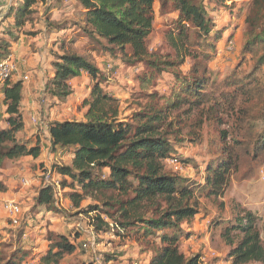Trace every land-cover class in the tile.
<instances>
[{
  "label": "trees",
  "instance_id": "1",
  "mask_svg": "<svg viewBox=\"0 0 264 264\" xmlns=\"http://www.w3.org/2000/svg\"><path fill=\"white\" fill-rule=\"evenodd\" d=\"M75 1L85 10L76 24L80 25L89 39L105 42V50L111 56H120L127 63H145L153 69L152 74L169 73L165 66H172L173 63L160 61V57L151 53L148 47V39L154 29L157 0ZM205 1L163 0V8L171 6L178 16L175 28L170 31L172 46L178 59H181L178 65H183L187 57L200 58L201 52L202 56L211 59L204 49L209 48L217 53V45L223 39L222 32L208 14ZM218 1L234 3L235 0ZM23 2L18 7H12L8 18H13L14 24L8 30L21 32L28 24H33L43 0ZM49 11L50 9H46L45 14ZM46 22L49 30L60 27L49 19ZM246 24L247 43L244 53L258 54L256 49L259 44L264 46V0H252ZM191 33L196 36L194 45L199 46V54L190 50ZM211 40L214 42L210 43ZM10 46L11 43L5 38L0 39V59L11 54ZM52 66L54 75L48 78L45 92L58 102L66 101L73 94L70 84L73 79L87 74L94 82L91 97L85 101L88 111L84 120L52 122L48 126L53 150L74 149L71 165L59 168V172L63 177L71 179V183L62 182L64 188L81 189V193L71 195L76 206L79 207L87 198L96 201L101 198V202L117 206L119 219H123L118 223L121 236L131 234L146 241V250L154 254L151 264H202L201 256L187 257L181 251L183 236L187 238L190 235L184 233L182 226L185 221L192 220L200 213L199 192L205 191L210 198L226 195L231 187L233 174L240 168V152L245 156L253 154L255 158L264 154V127L250 143L225 147L224 155L208 167L206 183L193 185L190 180L165 170L164 163L170 158L172 148L164 133L167 116L163 109L148 104L132 120L123 119L121 100L102 88L105 79L101 70L76 49L64 50L62 55H56ZM199 70L200 67H197L191 71L193 78L179 79L181 90H175L167 100L170 109L183 103L191 104V109L228 104L234 109L240 97L250 98L261 101L258 108L261 107L264 126V87H252L250 83L231 77L225 85L214 86L207 95L204 90L208 85L204 80H207L205 78L208 72L206 68L203 73ZM152 76L144 73L138 75L141 86L149 87ZM0 87L4 93L2 104L7 116L5 119L0 117L1 169L7 160L16 161L26 157L37 159L42 152L40 145L33 146L18 139L25 126L21 114L23 82H13L10 79L5 84H0ZM230 88H234L233 91ZM155 96L149 95V98ZM37 201L41 207L53 205V187L45 185ZM149 213L152 214L148 215ZM97 221L101 225H107L100 218ZM220 221L214 223L215 226H224L226 223L223 232L225 238L231 240L232 234L236 232L242 235L229 253L233 264H264V242L259 230V220L252 212L243 211L234 221ZM102 228L98 226L97 229ZM77 240L79 236L71 240L63 234L55 235L54 239H50L48 253L41 259L42 264H60L66 256L75 254L77 245L74 241ZM6 264L21 262L13 257Z\"/></svg>",
  "mask_w": 264,
  "mask_h": 264
},
{
  "label": "rangeland",
  "instance_id": "2",
  "mask_svg": "<svg viewBox=\"0 0 264 264\" xmlns=\"http://www.w3.org/2000/svg\"><path fill=\"white\" fill-rule=\"evenodd\" d=\"M251 2L252 0H235L234 3L206 0L208 14L223 35L222 41L217 45V53L205 48L204 51L210 54L211 59L202 56L199 46L194 45L196 36L191 33L190 50L200 53L201 56L198 59L187 57L183 65H178L181 59H178L170 39V31L175 28L174 23L178 16L171 6L163 8V0H157L154 29L148 39V47L151 53L160 57V61L173 63L172 66H165L168 67L169 73L152 74L153 69L145 63H127L120 56H111L105 50V42L91 40L82 31L79 32L80 25L76 23L82 12L74 3L64 6V10L68 12L66 16L54 14V17L59 19L51 23L60 25L58 29L68 27L72 30L65 39L67 46L87 56L98 66L105 79L102 88L121 100L123 119L132 120L134 115L144 111L148 104L164 110L167 116L164 133L172 148L169 159L175 157L179 161L178 169L169 161L165 162L166 172L190 180L193 185H204L208 167L224 155L225 147L248 144L261 133L264 127L261 121L262 110L260 111L261 107L258 108L261 101L240 97L234 109L230 104L214 108L205 105V108L191 109V104L187 103L170 109L167 100L175 90H181L179 79L193 78L190 73L197 67H200L199 71L202 73L204 68L207 69V80H204L208 85L204 90L207 95L214 86L225 85L231 77L250 83L252 87H264V60H261L264 57V46L259 44L256 49L258 54L244 53L248 28L246 20ZM40 9L43 16H38V11L34 19V22L37 20L38 23L30 28L35 32L27 30L38 37H32V40L26 38L28 52H22L23 57L28 59L33 53L37 54L34 57L41 58L40 65L21 70L17 77H23V71L29 72L33 100L27 105L28 108H33L32 113L39 120L37 128L34 129L41 134L39 139L42 141L45 139L42 128L53 118L59 121L84 120L88 111L85 101L91 97L94 82L90 78L78 80L74 84L71 99L64 102H58L47 95L41 90V85L34 89L35 83L40 81L41 84L42 78L38 77L35 70H43L41 65L44 59L50 60L48 55L54 57L55 53L59 55L61 51L60 43L56 42L57 35L41 34L39 30L44 25L39 23L41 19H49L48 14L44 13L45 5H40ZM71 39L74 41L68 42ZM30 41L33 42L29 44ZM213 42L211 40L210 43ZM17 59L22 60L20 56ZM141 73L146 76L153 75L152 84L147 88L141 86V81L138 80ZM233 89L230 88V91ZM149 95L156 96L150 99ZM1 116L5 119L2 108ZM44 144L46 147L38 159L27 157L16 161L7 160L0 169V264H6L13 257L21 264H42L41 259L46 256L51 246L50 239H54L58 234L66 235L71 240L79 236V240L74 241L77 245L76 253L66 256L60 264L94 263L98 257L102 259L100 264L151 263L154 254L146 250V241L131 234L127 237L121 236L118 223L123 219H119L117 206L107 205L101 202V198L100 201L87 198L79 207L76 206L71 195L81 193V189L64 188L62 182L71 183V179L63 177L59 172V168L70 166L73 151L53 150L50 144ZM240 156L239 171L233 174L231 187L226 195L210 198L205 191L199 192L197 196L200 201V213L192 220L185 221L182 226L184 233L190 235L187 238L183 236L181 251L187 257L201 256L202 264H233L229 253L241 240L242 235L240 232L233 233L229 240L223 236L226 223L224 226H215V223L220 220L234 221L243 211L252 212L258 218L264 242V154L255 158L253 154L245 156L240 152ZM47 177L53 185L55 203L41 207L37 200L41 189L47 184ZM9 203H14L20 208L18 224L13 223L5 210ZM97 218L104 220L107 225H101ZM203 221L207 222L203 224ZM98 226H102V230H98ZM91 235L95 237V249L85 250L82 245ZM157 242L159 243V240Z\"/></svg>",
  "mask_w": 264,
  "mask_h": 264
},
{
  "label": "crops",
  "instance_id": "3",
  "mask_svg": "<svg viewBox=\"0 0 264 264\" xmlns=\"http://www.w3.org/2000/svg\"><path fill=\"white\" fill-rule=\"evenodd\" d=\"M23 3H24L23 0H0V39L5 38L7 42L11 43V46H10L11 54L10 55L13 56V59L16 62L17 67H18L17 73L15 74V76L12 78L11 81H13V82L22 81L23 86H24V90H23V97L24 98H23V102L21 104V114L23 116V121H24L25 126H24V130L18 135V139L20 141L23 140L22 142H24V143H30L33 146L40 145L41 152L43 154V151L46 147L44 143H48L51 145V140H50V135H49V130H48L49 124L52 122H63L65 120L59 121V120L53 118L52 120L49 121V124H47L43 128L41 127L43 130L44 137H45V139L43 138L42 141L39 139V138H41V134L40 133L38 134V132L35 131V129H34L37 127H36V124L33 123L32 119L36 118V117L33 115L34 113H32L33 108L30 109V108H28V105H27V104H29L30 100H33V90L31 89L32 88L31 87L32 82H30V77H29L30 75H29V72H26V71H23V74H25V75L21 78H20V76L18 78L17 75H19L20 71L24 70L25 68H33V66H35L37 64L40 65V59L41 58L36 59L37 57H34L37 54L33 53L31 55L30 59L25 58L22 55V52H24V53L28 52L26 49V44H25L26 38L31 39L32 37L33 38L38 37V35L37 36L32 35L31 33L35 32V31L30 29V28L35 27L38 22L36 20L33 24H28L21 32L15 30V29L8 30L14 24V19L8 18V15H9L12 7H18V6L22 5ZM72 3H74V5L78 7L80 12L85 11L84 8L82 6H80L75 0H71L70 3H65L64 0H46V1L43 0V2H41L39 4V7H38V11H39L38 16L39 15L43 16L42 13L40 14V12H41L40 5H42V6L45 5L46 9H50V11L47 13L48 14L47 16H49L50 22H52L54 20H58L59 18L54 17V14L61 16V17L66 16L68 14V12L64 10V6H68ZM44 13H45V11H44ZM52 15H53V17H52ZM46 18H48V17H46ZM46 18H45V20L41 19V21L39 22V23H43L45 25V27H44V25L41 26L39 30L41 31V34L42 33H48V35H50V36L51 35L52 36L57 35V37H56L57 41L56 42L60 43V45H61L60 50L62 51V52L60 51L59 55H62L64 53V50L70 49V47L67 46V42L65 41V39H67V37L72 33V30L69 29L68 27H62V28L57 29V30L46 29V27H47ZM66 20H68V19H66ZM27 30H30L31 33L28 32ZM81 31L82 30H79V32H81ZM73 41H74V39H71L68 42H73ZM31 42H33V41H30L29 44H31ZM21 46H22V48H21ZM29 50L31 51L30 48H29ZM19 51H20V53H19ZM55 55H57V54L55 53ZM55 55H54V57L52 55H48L51 58L50 60H48L46 58L44 59V61L42 62V65H41V66H43V70L42 69L39 71L35 70V73H38V77L39 78L42 77V78H41V84H40V81L37 84L35 83L34 89H38V86L41 85V87H42L41 90L44 92L46 91L45 87H46L47 80H48V78L53 77V75H54L52 65L56 59ZM19 56L22 58V60L17 59ZM82 78L88 79L89 76L87 74H83L82 77L73 79L70 82V84L73 87V91L75 88L74 84ZM71 97H72V95L68 99H71ZM3 99H4V93H3L2 87H0V108L3 109V114H4V117L6 118L7 117L5 114L6 108L2 104ZM30 105H34V103H30ZM53 116L54 115H52V117ZM68 120H72V119H68ZM32 136H34V137H32ZM64 150H72L73 151V156H72V160H73L74 149L70 148V149H64ZM71 163H72V161H71ZM206 222L207 221H203L202 223L204 224ZM149 264H151V263H149Z\"/></svg>",
  "mask_w": 264,
  "mask_h": 264
},
{
  "label": "built area",
  "instance_id": "4",
  "mask_svg": "<svg viewBox=\"0 0 264 264\" xmlns=\"http://www.w3.org/2000/svg\"><path fill=\"white\" fill-rule=\"evenodd\" d=\"M65 3H70L71 0H64ZM18 67L16 62L13 59V56L9 55L7 58L4 59H0V84H5L7 81H9L10 79H12L15 74L17 73ZM34 124H39V120L37 118H33L32 119ZM167 161L170 162L171 165H174L176 167V169H178L179 167V161L177 158L173 157L171 159H168ZM49 177H47L48 180ZM51 187H53V185L51 184V181H47V184ZM5 210L9 213V215L11 216L13 223L14 224H18V220L17 217L20 214V208L14 204V203H9L5 206ZM82 247L85 250H93L95 249V237L94 235H91L88 239H86V241H84ZM101 257H98L97 261L94 262L95 264H100L101 263Z\"/></svg>",
  "mask_w": 264,
  "mask_h": 264
}]
</instances>
